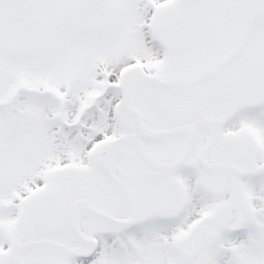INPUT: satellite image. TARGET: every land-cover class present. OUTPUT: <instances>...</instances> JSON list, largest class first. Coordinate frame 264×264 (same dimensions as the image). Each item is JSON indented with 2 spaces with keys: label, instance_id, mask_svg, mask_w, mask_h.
Here are the masks:
<instances>
[{
  "label": "snow or ice",
  "instance_id": "snow-or-ice-1",
  "mask_svg": "<svg viewBox=\"0 0 264 264\" xmlns=\"http://www.w3.org/2000/svg\"><path fill=\"white\" fill-rule=\"evenodd\" d=\"M0 264H264V0H0Z\"/></svg>",
  "mask_w": 264,
  "mask_h": 264
}]
</instances>
